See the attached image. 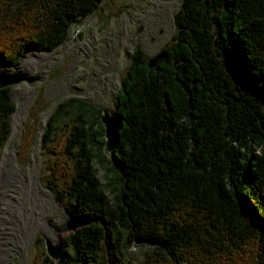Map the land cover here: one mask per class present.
I'll use <instances>...</instances> for the list:
<instances>
[{
    "label": "trees",
    "instance_id": "obj_1",
    "mask_svg": "<svg viewBox=\"0 0 264 264\" xmlns=\"http://www.w3.org/2000/svg\"><path fill=\"white\" fill-rule=\"evenodd\" d=\"M105 1L0 0V69L55 51ZM174 21L155 67L134 49L116 97L112 158L103 111L90 103L59 105L79 114L64 150L49 145L60 112L48 121L46 149L68 156L50 167L49 189L91 221L68 238L67 264H134L133 247L151 248L136 264H264V0H183ZM11 98L0 89V154ZM105 163L102 185L96 166Z\"/></svg>",
    "mask_w": 264,
    "mask_h": 264
},
{
    "label": "rangeland",
    "instance_id": "obj_2",
    "mask_svg": "<svg viewBox=\"0 0 264 264\" xmlns=\"http://www.w3.org/2000/svg\"><path fill=\"white\" fill-rule=\"evenodd\" d=\"M182 2L106 0L99 12L72 26L67 41L55 51L27 54L18 69L7 70L36 80L11 87L16 112L10 117L11 135L0 154V264H48L45 241L56 245L59 232L67 240L71 235L65 229L64 210L49 189L50 167L56 164L57 170L61 161L68 160L46 149L49 119L60 112L54 142L49 144L56 152L73 138L75 127L69 129L67 123L79 115L72 108H60L61 103L79 99L97 111L111 112L134 49L140 46L152 58L171 44L177 29L174 17ZM110 167L96 166L102 185L108 184L105 174ZM150 249L133 247L127 261L139 263L151 254ZM66 252L73 255L70 245Z\"/></svg>",
    "mask_w": 264,
    "mask_h": 264
},
{
    "label": "water",
    "instance_id": "obj_3",
    "mask_svg": "<svg viewBox=\"0 0 264 264\" xmlns=\"http://www.w3.org/2000/svg\"><path fill=\"white\" fill-rule=\"evenodd\" d=\"M23 58L24 56L21 59ZM164 58H166V50H162L158 55L150 58L148 63L149 67H155L157 62ZM35 80V78H29L27 75L22 74V72L19 71L9 73L7 70L0 69V89L11 88L14 85L24 82L33 83ZM118 110L119 103L116 101L113 104V110L111 112L104 110L103 115L101 116V123L105 128L104 137L106 139L104 152L110 158L114 156L115 145H117L118 141V131L120 130L122 124V118ZM61 203L62 202H59V206L64 210L67 219L65 228L66 232L71 234L77 233L79 230L90 225L91 221L88 219H82L74 207L70 205L62 206L60 205ZM60 233L61 232L58 233V241L56 245L49 240L45 241L46 255L54 264H67L70 259V256L66 252L68 243L67 239L63 238ZM140 244L141 242H136V245ZM149 245L155 246L154 243H149Z\"/></svg>",
    "mask_w": 264,
    "mask_h": 264
},
{
    "label": "bare ground",
    "instance_id": "obj_4",
    "mask_svg": "<svg viewBox=\"0 0 264 264\" xmlns=\"http://www.w3.org/2000/svg\"><path fill=\"white\" fill-rule=\"evenodd\" d=\"M60 234H61V233H60ZM61 236H62V237L64 236L63 238H65V236H66V235H64V234H61Z\"/></svg>",
    "mask_w": 264,
    "mask_h": 264
}]
</instances>
